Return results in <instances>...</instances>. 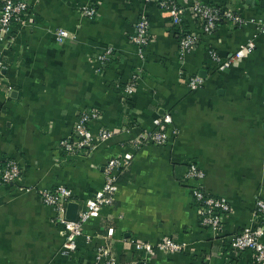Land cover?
<instances>
[{
    "label": "crops",
    "instance_id": "1",
    "mask_svg": "<svg viewBox=\"0 0 264 264\" xmlns=\"http://www.w3.org/2000/svg\"><path fill=\"white\" fill-rule=\"evenodd\" d=\"M84 1L26 0L27 22L0 39V163L13 159L21 168L19 180L0 184V264H93L104 243L120 264H136L128 239L156 244L167 237L187 244L173 254L155 251L151 264H254L251 251L229 241L250 223L255 200L264 199V33L249 20H223L204 33L192 0H174L184 9L182 27L197 35L180 57L179 29L156 3L91 0L96 16L88 20L78 10ZM204 1L264 21V0ZM142 16L150 40L140 57L130 37ZM59 28L74 37L56 41ZM248 41L253 48L226 70L208 56L212 48L224 59ZM107 46L113 55L101 64L96 57ZM134 71L140 76L126 97L122 87ZM194 75L203 83L192 90L186 80ZM90 107L100 111L91 134L105 127L112 136L90 151L65 154L60 139ZM166 112L179 133L136 149V137ZM126 152L133 157L118 175L113 204L84 224L73 252L63 253L65 231L38 191L64 185L79 210L101 188L107 159ZM188 161L204 170L208 193L230 202L218 233L198 222L192 182L182 180Z\"/></svg>",
    "mask_w": 264,
    "mask_h": 264
},
{
    "label": "built area",
    "instance_id": "2",
    "mask_svg": "<svg viewBox=\"0 0 264 264\" xmlns=\"http://www.w3.org/2000/svg\"><path fill=\"white\" fill-rule=\"evenodd\" d=\"M145 2H154L157 6L167 11L171 23L179 29L178 50L182 57L190 52L197 41V35L193 32H187L182 27L184 9L174 0H142ZM190 9L201 21V28L204 33H211L222 19L229 20L237 25L247 22H253L258 32L264 33V21L256 18L244 19L240 14L229 9L221 10L219 7L212 6L204 0H192ZM28 5L26 0H0V39L7 40L11 33L14 23L25 24L27 22ZM79 14L82 18L93 20L96 16V8L91 0H86L78 6ZM55 40L64 42L67 38L74 35L67 30L59 28L55 31ZM131 41L137 47L140 57L144 56V47L150 40V32L147 19L142 16L135 25ZM254 46L252 41L241 45L234 53L222 59L217 52L210 48L207 50L208 56L213 65L223 71L230 68L233 63L245 56ZM113 55L112 47H104L97 54V60L101 64L107 63ZM2 64L0 62V68ZM139 73L134 71L130 74L129 80L123 85L122 89L126 97L132 95L135 91ZM203 78L197 75L190 76L186 80L187 86L194 90L200 87ZM264 105V99L262 100ZM100 116L99 109L90 107L83 109L73 124L72 134L60 139L59 146L65 154L76 155L83 149L89 151L95 146L107 140L112 136L113 131L108 128H100L98 134L93 136L89 131V125ZM171 126V130L168 128ZM169 126V127H168ZM178 128L172 126V116L169 112L163 113L154 120V128L142 132L134 140V146L138 149L145 143L163 145L167 143L171 135H177ZM133 153L126 152L121 156L110 157L103 166V183L91 197L84 201V207L77 212L75 219L66 217V206L71 202L72 190L64 185H59L53 189H40L39 197L42 203L52 208V222L60 225L65 231L62 252L70 253L76 249L77 237L83 235L84 224L93 217H97L103 207L110 206L114 202L116 191L118 189V175L120 171L128 167L132 160ZM204 170L194 161H188L182 174V180L191 181L190 195L193 199L200 226L210 229L216 233L222 230V224L225 216L231 211L229 200L224 196H216L208 193L202 181L204 179ZM21 178V168L17 161L7 159L0 163V184L13 183ZM113 228L107 229V237H111ZM264 199L255 200L250 223L242 228L238 233L232 236L229 246L235 250H249L253 253L254 264H264ZM91 237L85 235V240L90 241ZM130 247L139 254L136 264H151L152 254L155 251L173 254L182 251L186 246L185 241L164 238L156 244L136 239H128ZM93 264H120L116 256L111 251L107 243L98 245L94 254Z\"/></svg>",
    "mask_w": 264,
    "mask_h": 264
},
{
    "label": "water",
    "instance_id": "3",
    "mask_svg": "<svg viewBox=\"0 0 264 264\" xmlns=\"http://www.w3.org/2000/svg\"><path fill=\"white\" fill-rule=\"evenodd\" d=\"M78 204L76 202H68L66 206V217L68 219H75L78 212Z\"/></svg>",
    "mask_w": 264,
    "mask_h": 264
},
{
    "label": "trees",
    "instance_id": "4",
    "mask_svg": "<svg viewBox=\"0 0 264 264\" xmlns=\"http://www.w3.org/2000/svg\"><path fill=\"white\" fill-rule=\"evenodd\" d=\"M208 4H211L212 6H215V7H219L221 10H223V9H225L224 7H220V6H218V5H216V4H214V3H211V2H207ZM223 20H226V19H222V20H220L219 22H218V25H219V23L221 22V21H223ZM202 24V23H201ZM217 25V26H218ZM210 49V48H209Z\"/></svg>",
    "mask_w": 264,
    "mask_h": 264
}]
</instances>
